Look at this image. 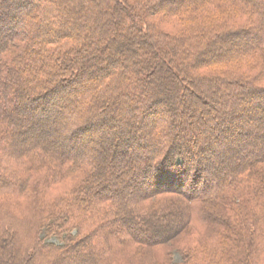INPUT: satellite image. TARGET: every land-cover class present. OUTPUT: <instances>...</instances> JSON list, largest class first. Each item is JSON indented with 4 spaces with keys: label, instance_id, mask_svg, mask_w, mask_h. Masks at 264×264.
<instances>
[{
    "label": "trees",
    "instance_id": "1",
    "mask_svg": "<svg viewBox=\"0 0 264 264\" xmlns=\"http://www.w3.org/2000/svg\"><path fill=\"white\" fill-rule=\"evenodd\" d=\"M262 122L264 0H0V264H264Z\"/></svg>",
    "mask_w": 264,
    "mask_h": 264
},
{
    "label": "rangeland",
    "instance_id": "2",
    "mask_svg": "<svg viewBox=\"0 0 264 264\" xmlns=\"http://www.w3.org/2000/svg\"><path fill=\"white\" fill-rule=\"evenodd\" d=\"M30 12V11H29ZM99 15V13L98 12H95L94 13V17L96 16H98ZM69 20H70V22H73V20L74 19H72V18H69ZM92 23V22H91ZM93 24V23H92ZM169 27V26H168ZM88 29H92L91 28V25H89L88 26ZM120 34V32H118V33H116L115 35H119ZM114 35V36H115ZM110 37L109 38H111L112 36H113V34L112 35H109ZM254 38V37H253ZM242 42L243 41H241V40H238L236 43L237 44H242ZM235 43V44H236ZM141 47H142V45H140V46H138V45H136V44H134V48H135V50H134V52H129V51H124V50H121V51H119L117 54H115V53H111V50H108L107 48H105V49H102V53H100V55L102 54V57H107V59H110V60H112L109 64H105V63H103V61L101 62V60L100 59H98L96 62H95V64H98L99 66H100V69H98V70H96L94 73H93V75L91 76V77H93V78H96V77H98V76H101V75H103V73H105L108 69H110V68H114V67H116V66H118V65H121L122 64V62H124V60L126 59V58H128L129 56H131V57H134V56H138L140 53H141V51H140V49H141ZM105 62V61H104ZM103 63V64H102ZM105 65L107 66L106 68H105ZM121 67V66H120ZM92 79V78H91ZM89 80H90V78H89ZM87 78L86 79H84L83 81H84V83H86V82H88L89 81ZM82 88V86H78V90H80ZM159 89V88H158ZM159 92L160 93H164V90H163V88H160L159 89ZM166 94V93H165ZM72 99H70L69 101H63V106H62V111L60 112L61 114H60V120L62 121V122H64V120H65V116H66V111L68 110V108H71V106H72ZM203 105H204V102L202 103ZM64 107V108H63ZM123 109L125 108V110L126 109H128V108H126V107H122ZM124 110V111H125ZM126 112V111H125ZM256 113H258V114H262L263 113V110H261V109H259V110H257V112ZM116 114H118V112H117V110H116V108H115V110H113V111H111L110 113H109V115H115V116H117ZM125 116H126V114H125ZM246 117H248L250 120H252V121H255V115H253V114H250V116H247L246 115ZM243 118V117H242ZM59 120V121H60ZM243 120V119H242ZM59 122V124L60 125H53V129L51 130V132H52V134L50 135V136H48L47 134H45L46 135V137H49V138H51V139H53V137L57 134V135H59L60 133H61V140H65L66 141V134H65V131L63 132V131H61L60 130V128L63 126L62 125V122ZM110 121V119H107L106 120V125H104V128H106V127H108L107 126V122H109ZM66 124V123H65ZM111 124H112V127H114L115 126V124H116V121L115 120H113V121H111ZM117 124H119L118 123V121H117ZM123 124V122L121 121V123H120V125H122ZM69 123H67L66 124V126L67 127H69ZM56 127V128H55ZM262 127L264 128V122H262ZM108 128H110V126L108 127ZM242 130V128H238V130ZM50 132V133H51ZM60 132V133H59ZM66 133H68V132H66ZM94 134H95V132H94ZM99 135V132L96 134V136L95 137H92L90 140H89V138H88V140H84V142L83 143H78L77 145L76 144H72V146L74 147L73 149H77V151H79L80 149H82V148H85V147H94V146H97L99 143H101L102 142V139H100V138H96L97 136ZM65 137V138H64ZM53 140H55V139H53ZM64 141V142H65ZM61 143V142H60ZM59 144V143H58ZM256 145H259V143H258V141L255 143V144H253L252 145V147L253 146H255L256 147ZM218 146V150L221 148V145L219 144V145H217ZM217 146H215L216 148H217ZM70 147L71 146H69V148H68V146H66V147H64V148H66L67 150L68 149H70ZM215 148V149H216ZM251 148V147H250ZM72 149V148H71ZM104 153L105 154H107V155H111V153H112V150H107V151H104ZM236 160V157L235 156H228V158H227V161H226V163H230V162H232V161H235ZM201 237H200V235L197 233V231L196 230H192L191 232L189 231L188 233L187 232H183V233H181V234H179V235H177L174 239H173V241H171L170 243H166V244H164L163 245V247H164V250L165 249H169V248H174V247H180V246H182V245H187V244H194V243H197L198 242V240L200 239ZM153 255H154V253L153 252H151L150 254H148V253H145V254H136L135 255V257H136V259H134V260H131V259H129L130 257H128L127 258V260H128V262H130V263H133V264H151L154 260H155V256L153 257ZM177 259H179V256H177Z\"/></svg>",
    "mask_w": 264,
    "mask_h": 264
},
{
    "label": "bare ground",
    "instance_id": "3",
    "mask_svg": "<svg viewBox=\"0 0 264 264\" xmlns=\"http://www.w3.org/2000/svg\"><path fill=\"white\" fill-rule=\"evenodd\" d=\"M239 119H240V118H236V120H239ZM244 120L247 121L248 119H244ZM248 121H249V120H248ZM230 142H231L230 140L227 141L228 144H229ZM226 145H227V144H226ZM226 150H227V149H226ZM226 150H224L223 153H226ZM227 152H228V150H227ZM219 157H221V156H219ZM210 162L212 163L213 161H210ZM210 162H209V163H210ZM211 163H210V164H211Z\"/></svg>",
    "mask_w": 264,
    "mask_h": 264
}]
</instances>
